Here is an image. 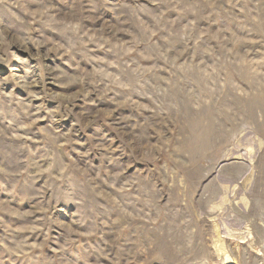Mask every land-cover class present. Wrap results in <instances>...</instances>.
I'll list each match as a JSON object with an SVG mask.
<instances>
[{
    "label": "rangeland",
    "instance_id": "1",
    "mask_svg": "<svg viewBox=\"0 0 264 264\" xmlns=\"http://www.w3.org/2000/svg\"><path fill=\"white\" fill-rule=\"evenodd\" d=\"M0 264H264V0H0Z\"/></svg>",
    "mask_w": 264,
    "mask_h": 264
}]
</instances>
